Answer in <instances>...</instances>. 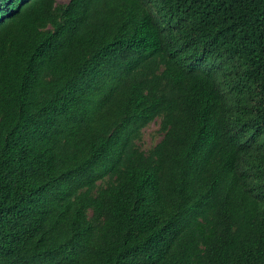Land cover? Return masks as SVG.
<instances>
[{
  "label": "trees",
  "instance_id": "16d2710c",
  "mask_svg": "<svg viewBox=\"0 0 264 264\" xmlns=\"http://www.w3.org/2000/svg\"><path fill=\"white\" fill-rule=\"evenodd\" d=\"M0 264H264V0H0Z\"/></svg>",
  "mask_w": 264,
  "mask_h": 264
},
{
  "label": "rangeland",
  "instance_id": "374dc122",
  "mask_svg": "<svg viewBox=\"0 0 264 264\" xmlns=\"http://www.w3.org/2000/svg\"><path fill=\"white\" fill-rule=\"evenodd\" d=\"M66 0H56L57 4L65 3ZM159 120L156 119L149 123L141 130L140 140L136 143L143 152H146L153 147L162 137V133L158 131Z\"/></svg>",
  "mask_w": 264,
  "mask_h": 264
}]
</instances>
